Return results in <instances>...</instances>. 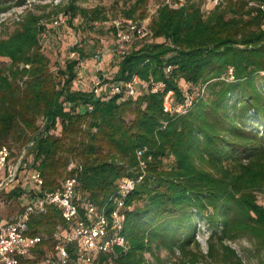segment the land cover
Wrapping results in <instances>:
<instances>
[{
	"label": "trees",
	"instance_id": "trees-1",
	"mask_svg": "<svg viewBox=\"0 0 264 264\" xmlns=\"http://www.w3.org/2000/svg\"><path fill=\"white\" fill-rule=\"evenodd\" d=\"M148 1L137 0V6ZM202 1L162 4L151 19V34L115 56L116 71L103 79L104 89L133 75L165 83L162 92L141 91L135 98L106 90L96 97L76 88L78 64L88 59L81 48L53 71L41 45L43 16L27 13L0 39V144L14 161L26 149L18 176L30 169L40 173L43 185L35 195L76 175L77 203L102 206L117 199L125 179L135 182L124 200L128 249L97 254L91 264H155L145 253L161 264L162 251L168 264H213L212 240L225 248L238 236L254 252L262 248L264 208L248 190L264 187V12L249 7L251 0H224L208 11ZM76 3L66 7L69 20L84 17L95 31L93 24L105 18ZM107 32L115 37L112 29ZM168 91L175 104L197 96L185 114L168 115L162 106ZM143 149L141 170L137 151ZM27 186L23 180L2 194L1 205L27 202ZM198 220L210 230L206 253L194 237ZM28 226L29 235L41 241L21 264H49L58 229L66 234L71 227L53 206ZM68 252L74 259V246ZM231 258L240 263L234 253Z\"/></svg>",
	"mask_w": 264,
	"mask_h": 264
},
{
	"label": "built area",
	"instance_id": "built-area-1",
	"mask_svg": "<svg viewBox=\"0 0 264 264\" xmlns=\"http://www.w3.org/2000/svg\"><path fill=\"white\" fill-rule=\"evenodd\" d=\"M185 0H165L163 5L171 8L181 6ZM224 0H203L202 9L212 10L221 4ZM248 6L264 12V3L249 1ZM159 6L148 11V15L139 21L133 19H119L110 23L104 22L103 25L113 30L116 38V45L112 49L117 57H122L126 50L133 45L135 41L143 40L148 37L150 32V22ZM62 23L63 19L60 18ZM108 24V25H107ZM76 54L72 53L71 58ZM100 56L94 57V62H98ZM86 63L80 61L78 69L84 68ZM171 68L166 69L170 73ZM229 78L232 79V70H229ZM103 77L96 78L91 88L93 94L98 97L102 92L110 94H121L135 98L141 91H149L151 94L160 93L165 88L163 81L150 79L143 81L136 75H133L128 81L114 84L108 89H104L102 84ZM193 102L192 95H189L183 104L174 103L173 91H168L163 98V112L168 115L186 113ZM32 145V144H30ZM29 145V146H30ZM145 149L137 151V159L141 170L144 169V162L141 160ZM26 153L23 149L20 156L13 163L11 160V150L0 144V264H21V259L29 257L31 249L40 241L39 236L29 235V220L32 217L42 215L47 208L53 206L60 210L62 218L71 227L64 234L58 229L56 237L59 242L54 247V258L49 264H91L97 254L112 253L115 248L127 250L129 245L123 235L125 216L124 200L134 189L135 182L131 179H125L119 186L118 197L112 204L106 203L102 206H95L91 203L79 205L76 201L77 176L66 177L60 186L51 192H43L41 195H35L43 185V178L40 173L34 169L26 172L25 176L19 177V167ZM75 168V164L69 165L68 170ZM26 181L28 184L27 192L29 202L18 212L11 220H5L1 217V197L14 189L19 180ZM141 179V177H139ZM68 246H74L75 258L71 259L68 252Z\"/></svg>",
	"mask_w": 264,
	"mask_h": 264
},
{
	"label": "rangeland",
	"instance_id": "rangeland-1",
	"mask_svg": "<svg viewBox=\"0 0 264 264\" xmlns=\"http://www.w3.org/2000/svg\"><path fill=\"white\" fill-rule=\"evenodd\" d=\"M70 1L3 0L0 4V39L6 38L14 29L15 23L27 13L43 16L42 24L47 27V31L41 35L40 39L43 52L51 61V69L56 71L63 67L65 61L71 58L73 49H83L88 55V59L83 60L86 65L80 69L82 74L77 80L76 88L88 92L91 91L96 78H111L116 71L115 55L112 53V49L116 45V38L107 32L108 28L103 23L126 18L139 21L148 15L149 10L161 6L165 0H149L144 8L137 6V0H77L76 5L80 8L87 11H97V15L105 18L104 21L93 24L95 31L92 32L87 28L84 17L77 16L75 19L69 20V15L65 14V10ZM194 1L197 2L198 0ZM60 18L63 19L62 23L59 22ZM97 55L100 56V59L98 62H94V57ZM0 61L4 60L0 59ZM182 89L185 90L186 86L182 85ZM198 90L200 91L199 94L203 95V88ZM191 95L193 100L197 96L194 93ZM261 128L260 126L259 131L262 130ZM10 162L13 163L14 160L11 159ZM261 188V190H248V193L257 205L264 208V187ZM20 200H4L3 205H1V217L13 219L22 205L29 202V199L27 202ZM197 229L194 237L199 243L200 250L206 253L210 230L204 220L197 221ZM212 243L216 249L211 261L213 264L217 262L219 264H257L256 255L264 259V243L260 242L262 248L259 253L254 252L251 242L243 236L224 242L225 248H222L215 239L212 240ZM233 253L240 259V263L235 258H231ZM144 256L148 262L156 264V260L149 253H145ZM159 257L162 261L161 264H168L169 256L165 251H162Z\"/></svg>",
	"mask_w": 264,
	"mask_h": 264
}]
</instances>
